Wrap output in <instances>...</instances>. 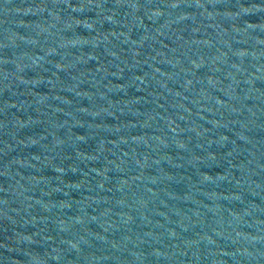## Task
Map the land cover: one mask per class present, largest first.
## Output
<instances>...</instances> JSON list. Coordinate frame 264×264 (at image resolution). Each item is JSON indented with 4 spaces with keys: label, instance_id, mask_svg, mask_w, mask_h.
<instances>
[{
    "label": "water",
    "instance_id": "95a60500",
    "mask_svg": "<svg viewBox=\"0 0 264 264\" xmlns=\"http://www.w3.org/2000/svg\"><path fill=\"white\" fill-rule=\"evenodd\" d=\"M0 264H264V0H0Z\"/></svg>",
    "mask_w": 264,
    "mask_h": 264
}]
</instances>
